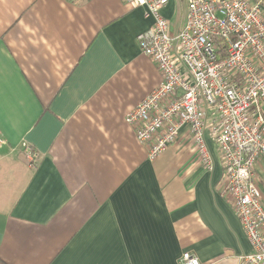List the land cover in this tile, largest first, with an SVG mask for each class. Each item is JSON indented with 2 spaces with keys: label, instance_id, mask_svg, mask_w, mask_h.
I'll use <instances>...</instances> for the list:
<instances>
[{
  "label": "crops",
  "instance_id": "crops-1",
  "mask_svg": "<svg viewBox=\"0 0 264 264\" xmlns=\"http://www.w3.org/2000/svg\"><path fill=\"white\" fill-rule=\"evenodd\" d=\"M260 1L263 5L264 0ZM188 0L163 15L173 33ZM123 0H0V258L8 264H240L253 251L224 167L190 132L151 160L127 113L161 82ZM37 152L31 166L26 147ZM264 201V157L256 165Z\"/></svg>",
  "mask_w": 264,
  "mask_h": 264
},
{
  "label": "built area",
  "instance_id": "built-area-1",
  "mask_svg": "<svg viewBox=\"0 0 264 264\" xmlns=\"http://www.w3.org/2000/svg\"><path fill=\"white\" fill-rule=\"evenodd\" d=\"M153 18L137 40L161 82L126 115L151 160L190 132L201 162L214 160L208 130L221 157V191L231 201L253 251L240 264H264V201L256 165L264 157V11L256 0H188L176 33L163 15L170 0H123ZM4 143L0 139V145ZM31 166L37 152L26 147ZM181 264H205L184 251Z\"/></svg>",
  "mask_w": 264,
  "mask_h": 264
},
{
  "label": "trees",
  "instance_id": "trees-1",
  "mask_svg": "<svg viewBox=\"0 0 264 264\" xmlns=\"http://www.w3.org/2000/svg\"><path fill=\"white\" fill-rule=\"evenodd\" d=\"M0 264H8V263L0 258Z\"/></svg>",
  "mask_w": 264,
  "mask_h": 264
}]
</instances>
